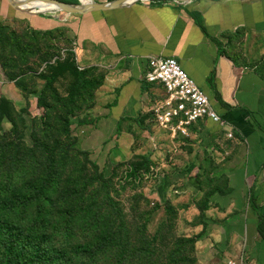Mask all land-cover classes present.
I'll list each match as a JSON object with an SVG mask.
<instances>
[{
    "label": "rangeland",
    "instance_id": "1",
    "mask_svg": "<svg viewBox=\"0 0 264 264\" xmlns=\"http://www.w3.org/2000/svg\"><path fill=\"white\" fill-rule=\"evenodd\" d=\"M224 52L264 73L263 40L236 33ZM67 63L91 86L76 84L69 72L49 82ZM107 72L98 52L83 53L65 30L38 32L16 18L0 20V222L54 226L55 242L68 241L69 252L101 264H224L206 245L192 202L158 192L177 160L197 168V181L206 173L208 165L192 160V146H183V156L163 143L149 168L137 172L130 166L147 150L133 148L121 159L107 143L88 151L85 128Z\"/></svg>",
    "mask_w": 264,
    "mask_h": 264
},
{
    "label": "crops",
    "instance_id": "2",
    "mask_svg": "<svg viewBox=\"0 0 264 264\" xmlns=\"http://www.w3.org/2000/svg\"><path fill=\"white\" fill-rule=\"evenodd\" d=\"M12 2L29 10L24 0ZM33 4L55 7L43 0ZM14 18L38 32L65 30L83 53L100 55L108 72L96 116L85 128L89 152L107 143L117 159L133 148L158 157L167 143L186 156L183 146H192V160L208 165L206 173L197 181V168L177 160L159 195L167 192L173 199L174 191L183 203L192 202L193 214L203 220L199 231L221 262L264 264V73L243 68L224 52L226 40L236 33L264 41V0H149L84 15L20 12L0 0V20ZM150 56L176 59L209 97L232 138L205 119L191 127L188 138L178 135L175 142L152 114L163 91L143 79Z\"/></svg>",
    "mask_w": 264,
    "mask_h": 264
},
{
    "label": "built area",
    "instance_id": "3",
    "mask_svg": "<svg viewBox=\"0 0 264 264\" xmlns=\"http://www.w3.org/2000/svg\"><path fill=\"white\" fill-rule=\"evenodd\" d=\"M147 2L149 0H139ZM48 14V13H47ZM144 81L163 91L152 108L156 123L174 137L188 138L190 129L198 122L210 119L219 124L232 138L231 130L213 108L209 97L196 82L182 69L174 58L150 56ZM224 264H247L245 259L227 260Z\"/></svg>",
    "mask_w": 264,
    "mask_h": 264
},
{
    "label": "trees",
    "instance_id": "4",
    "mask_svg": "<svg viewBox=\"0 0 264 264\" xmlns=\"http://www.w3.org/2000/svg\"><path fill=\"white\" fill-rule=\"evenodd\" d=\"M66 3L78 4V0H59ZM85 1V0H84ZM86 2V1H85ZM69 72L75 79L76 84L91 86L83 81L72 64H60L51 76L49 82L54 81L61 74ZM7 101L3 100L2 118L8 114ZM66 135L71 136L70 125L64 121ZM151 165L149 157H143L141 163L130 166L131 172L148 169ZM55 227L45 225L43 227L24 223L0 222V264H101V260L94 258L78 257L72 251L70 242H55ZM261 232V229H259ZM67 233V231H66ZM262 233V232H261ZM74 254V255H73ZM85 261H88L85 263Z\"/></svg>",
    "mask_w": 264,
    "mask_h": 264
},
{
    "label": "water",
    "instance_id": "5",
    "mask_svg": "<svg viewBox=\"0 0 264 264\" xmlns=\"http://www.w3.org/2000/svg\"><path fill=\"white\" fill-rule=\"evenodd\" d=\"M7 1L14 9H17L21 12H28L32 14H47L53 11H61V12H65V13L72 14V15H84V14H87L93 11H107V10L120 8L128 4L136 3L139 0H133L132 2L131 0H115L112 2H106V3H101V2H98L97 0H90L89 3H84L82 0H79L78 4L66 3V2L59 1V0H43L49 3H52L53 5L56 6L55 10L46 11V12H39L37 10H28V11L20 10L19 8L20 6L13 3L12 0H7ZM25 1H26V4H29L35 0H25ZM179 1L181 3H188L193 0H179Z\"/></svg>",
    "mask_w": 264,
    "mask_h": 264
},
{
    "label": "bare ground",
    "instance_id": "6",
    "mask_svg": "<svg viewBox=\"0 0 264 264\" xmlns=\"http://www.w3.org/2000/svg\"><path fill=\"white\" fill-rule=\"evenodd\" d=\"M87 3H89L90 0H85ZM133 0H131L132 2ZM25 2V5L26 7L29 9V10H37L39 12H46V11H52V10H55L56 9V6L53 7V8H43V7H38L37 5L33 4V2L29 3V4H26V1L24 0ZM226 130H227V127H226Z\"/></svg>",
    "mask_w": 264,
    "mask_h": 264
}]
</instances>
